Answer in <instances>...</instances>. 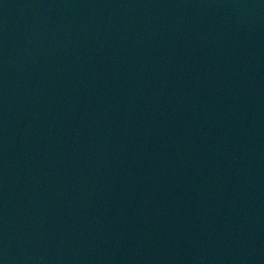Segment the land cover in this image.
Listing matches in <instances>:
<instances>
[{"label":"water","instance_id":"water-1","mask_svg":"<svg viewBox=\"0 0 264 264\" xmlns=\"http://www.w3.org/2000/svg\"><path fill=\"white\" fill-rule=\"evenodd\" d=\"M0 264H264V0H0Z\"/></svg>","mask_w":264,"mask_h":264}]
</instances>
